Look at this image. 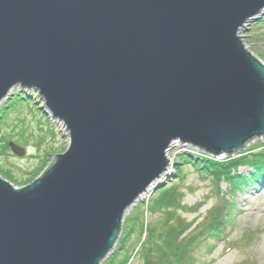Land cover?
<instances>
[{
    "label": "water",
    "instance_id": "water-1",
    "mask_svg": "<svg viewBox=\"0 0 264 264\" xmlns=\"http://www.w3.org/2000/svg\"><path fill=\"white\" fill-rule=\"evenodd\" d=\"M262 9L0 0V102L14 87L37 91L69 137L31 184L0 176V264H101L172 141L219 156L264 136V66L237 37Z\"/></svg>",
    "mask_w": 264,
    "mask_h": 264
},
{
    "label": "rangeland",
    "instance_id": "rangeland-1",
    "mask_svg": "<svg viewBox=\"0 0 264 264\" xmlns=\"http://www.w3.org/2000/svg\"><path fill=\"white\" fill-rule=\"evenodd\" d=\"M240 29L237 36L244 49L264 66V15L251 22L245 29ZM19 96L27 99L14 102ZM10 101H13L12 106L11 103L7 105ZM68 142L69 137L64 125L50 117L37 91L14 87L6 99L0 102V170L7 172L12 180L24 183L21 186L14 185L15 187H24L36 180L55 155L65 152ZM8 143H14L24 149L25 155H13ZM261 146H264V136L253 139L251 146L245 150H259ZM177 147L178 150L174 148L170 152L173 160L162 184L154 188L148 197H141V200L139 198L135 206L125 213L115 247L101 264H111L113 258L125 260V264H143L138 251L141 243H146L149 229L156 231L157 223H162L157 220L159 214L145 211L148 206L146 203L157 196L160 188L171 189V192L177 188L183 193L180 203L185 210L179 213L190 226L182 237L189 236L209 223V219L217 211V205H222L217 212L218 218L210 224L214 235L207 234L210 229H204L201 234L197 233V240L202 238L203 243L193 254L194 264H264V184L254 186L246 179L236 185H229L223 179L215 180L202 175L197 171V164L193 167L188 163V160L197 161V157L191 155L182 142H178ZM198 152L202 153L197 155L205 153L202 149ZM184 154L188 156L185 157ZM183 157L187 159L182 163V160H185ZM233 172L241 174L244 178L249 177L246 169L233 170L231 173ZM129 217L132 219L127 221ZM137 217L135 231L129 233L133 226L130 222ZM220 218L226 219L225 225L218 222ZM222 226L230 229L228 236H223L222 229L225 228ZM127 235L130 246L127 252L123 253L122 242ZM150 245L153 246L152 241ZM163 248L169 251L167 246Z\"/></svg>",
    "mask_w": 264,
    "mask_h": 264
},
{
    "label": "trees",
    "instance_id": "trees-1",
    "mask_svg": "<svg viewBox=\"0 0 264 264\" xmlns=\"http://www.w3.org/2000/svg\"><path fill=\"white\" fill-rule=\"evenodd\" d=\"M25 99L27 98H23L19 96L17 100L14 99V102L22 101ZM8 104L12 106L13 101H10L9 103H7V105ZM251 156L252 157L249 156V157L240 158L237 161L236 160L229 161L224 164L207 163L205 162L206 160L203 161L191 160L188 163L192 164L193 167L196 166L197 164V171L200 174L210 175L215 180L223 179L229 185H233V184L236 185L238 184L237 182H241L243 180L248 179L250 180V183H252L254 186L256 185L259 186L261 184H264V146H261L259 151L255 154H252ZM239 165H248L249 167L252 168L255 175L253 176L249 174L248 175L249 177L244 178L241 176V174L237 175L236 172H233L232 174L231 172L233 170L236 171ZM44 172L45 171H43L42 174ZM235 173L236 175H234ZM0 175L6 181L10 183H15L13 185H17V186L24 185V183L21 181H15L14 179L12 180L7 172L0 170ZM180 198L181 199L183 198V193H181L179 189L175 188L174 191L171 192V189L165 190L163 188H160V190L157 192V196L154 197L152 201H150L147 204L148 205L147 211L150 212V214H155V213L159 214L160 216L158 217L157 220H160L162 223L160 224L157 223L158 227L156 231L149 229L148 236L145 241L146 243L145 244L144 242L141 243V247L138 251H139V255L143 259V264H194L195 258L193 254L197 251L198 246L201 243H203L202 238H199V240H197V233L200 232L201 234V232L204 229L212 228L210 224L213 223V221H215L218 218L217 212L219 211L220 206L222 205L221 204L217 205L216 207L217 211H215L216 214L214 213V216H212L211 219H209V223L195 230L189 236L182 237L183 233L186 232V229L190 225L187 224L186 221L181 218L182 214L179 213V212H184L185 210V207L180 203ZM131 219L132 218L129 217V219L126 220L128 221ZM137 219L138 217L130 222V224L133 226L128 231L129 233L135 231L134 228L136 226L135 223ZM225 220H222V218H220L218 222H221L225 225ZM140 226L142 232L143 224H141ZM222 227L225 228L224 226ZM212 229H210L207 234L210 233L209 235H214L212 233ZM229 232L230 229L227 228L222 229L223 236H228L226 234H228ZM128 237L129 236L127 235L124 242H122L121 250L122 251L124 250L123 253L127 252V248L130 246V240H127ZM151 241L153 242V246L150 245ZM165 246H167L169 251L164 250L163 247ZM125 263H126L125 260L120 261L117 260L116 258H113L111 260V264H125Z\"/></svg>",
    "mask_w": 264,
    "mask_h": 264
},
{
    "label": "bare ground",
    "instance_id": "bare-ground-1",
    "mask_svg": "<svg viewBox=\"0 0 264 264\" xmlns=\"http://www.w3.org/2000/svg\"><path fill=\"white\" fill-rule=\"evenodd\" d=\"M264 15V9H262L260 12H259V14L256 16V19H250V20H248L242 27H241V29L243 30V29H245L251 22H253V21H255V20H257V19H259L261 16H263ZM240 29V30H241ZM238 37V36H237ZM238 39H239V37H238ZM240 40V39H239ZM241 42V41H240ZM10 93V92H9ZM262 137V136H261ZM258 138V137H257ZM255 139V138H254ZM253 140V139H252ZM252 140H250V141H248V142H246L244 145H243V147H242V149H239V150H237V151H234L233 153H231V154H221V155H219V156H214V155H212V154H210V153H206L205 151V153H203V155H197V153H202V152H198L200 149L199 148H197V147H195V146H193V145H191V144H188V143H183L182 142V145H183V147L184 148H187L188 149V151L191 153V155L193 154L195 157H197V161H200V160H206L205 162H207V163H215V164H224V162H227L228 160L230 161H237L238 159H240V158H243V157H252L251 155L252 154H255V153H257L259 150H257V149H248V150H245L246 148H248V147H250L251 146V144H252ZM178 142H181V141H179V140H175V141H172L169 145H168V147H167V149H165V151H164V158L166 159V162H167V165H166V167H165V169L166 170H164L163 171V173H162V177L160 176V178L159 179H157V180H155V181H153V183L152 184H150L147 188H146V190L142 193V194H140V196L139 197H137L133 202H132V206L130 207V209H132V207H134L135 206V204L139 201V198H140V200H141V197L143 198V197H148L149 196V194L154 190V188H156V187H159L161 184H162V180H163V177L164 176H166L167 174H168V170H169V167H170V163L172 162V160H173V157H170V152L172 151V149H174V148H176L177 150L179 149L177 146H178ZM175 145H177V146H175ZM205 154V155H204ZM184 156L186 157V156H188V155H186V154H184ZM183 159H185V160H182V163L183 162H186V159L187 158H184L183 157ZM192 159H194V157H192ZM196 159V158H195ZM169 160H170V162H169ZM188 161H191V160H188ZM176 163V162H175ZM237 169H246L247 170V173H249V174H251V175H255L254 174V171L252 170V168L251 167H249L248 165H239L238 167H237ZM203 175V174H202ZM206 176H208V177H211L210 175H206ZM231 176H233V175H231ZM149 202H147L146 204H148ZM148 207V206H147ZM145 208V211L147 212V213H150V212H148L147 210H148V208ZM130 209H128V211L130 210ZM127 211V212H128ZM124 220V219H123ZM123 220L121 221V224L123 223Z\"/></svg>",
    "mask_w": 264,
    "mask_h": 264
}]
</instances>
